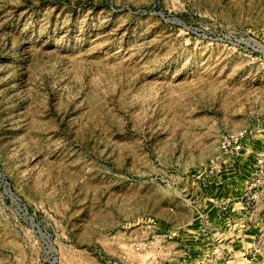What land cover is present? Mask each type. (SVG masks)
Instances as JSON below:
<instances>
[{
  "label": "rangeland",
  "instance_id": "374dc122",
  "mask_svg": "<svg viewBox=\"0 0 264 264\" xmlns=\"http://www.w3.org/2000/svg\"><path fill=\"white\" fill-rule=\"evenodd\" d=\"M264 0H0V264H264Z\"/></svg>",
  "mask_w": 264,
  "mask_h": 264
},
{
  "label": "built area",
  "instance_id": "2783aa9c",
  "mask_svg": "<svg viewBox=\"0 0 264 264\" xmlns=\"http://www.w3.org/2000/svg\"><path fill=\"white\" fill-rule=\"evenodd\" d=\"M257 172L252 174L249 182V199L255 202L264 201V146L259 153V159L256 162Z\"/></svg>",
  "mask_w": 264,
  "mask_h": 264
}]
</instances>
